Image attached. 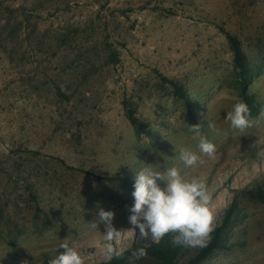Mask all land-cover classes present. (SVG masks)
<instances>
[{"label": "rangeland", "instance_id": "1", "mask_svg": "<svg viewBox=\"0 0 264 264\" xmlns=\"http://www.w3.org/2000/svg\"><path fill=\"white\" fill-rule=\"evenodd\" d=\"M237 98L244 131L225 120ZM196 124L217 154L189 169L179 151H198ZM261 151L264 0H0V264H48L62 243L104 264L100 208L125 264H162L132 255L153 243L128 220L146 164L204 179L220 246L199 264H264ZM204 248L183 246L177 264Z\"/></svg>", "mask_w": 264, "mask_h": 264}, {"label": "clouds", "instance_id": "2", "mask_svg": "<svg viewBox=\"0 0 264 264\" xmlns=\"http://www.w3.org/2000/svg\"><path fill=\"white\" fill-rule=\"evenodd\" d=\"M250 109L245 101L237 98L231 110L227 112L225 120L230 123L233 130L244 131L251 127ZM209 128L214 126L209 124ZM201 124L188 125L189 132L193 133V139L197 140L198 151L181 148L179 160L185 168H195L205 163V158L215 159L217 147L201 131ZM264 157V151L258 153ZM157 181L165 182L161 187ZM134 191L132 196L134 204L130 208L131 215L128 220L133 226L131 231L139 228L142 238L151 237V241L159 243L165 235L176 233L172 243L191 248H203L211 240V234L215 230L216 222L214 211L211 207V195L207 190L203 178L193 176L186 178L180 169L173 166L161 172L146 164L136 171L134 178ZM99 223L104 225L102 234L108 242L104 255L106 261L113 256H119L112 242L121 237L122 231L113 226L114 213L103 208L98 212ZM98 229L97 223L90 224ZM59 248L65 251L48 261V264H85L84 256L76 244L62 243ZM136 259L147 255L144 248H140L132 254ZM23 264H28L24 261Z\"/></svg>", "mask_w": 264, "mask_h": 264}, {"label": "trees", "instance_id": "3", "mask_svg": "<svg viewBox=\"0 0 264 264\" xmlns=\"http://www.w3.org/2000/svg\"><path fill=\"white\" fill-rule=\"evenodd\" d=\"M229 40L232 51L234 53L235 63L238 69L240 70V75L243 79L242 81L243 95L246 97L247 86L249 82L246 79L247 65H246L245 56L240 48L238 40L232 36H229ZM257 196L258 198L264 200L263 192H258ZM219 233H220V229H216L215 231L212 232L211 234L212 242L197 255V257L191 264L201 263L214 250H216L220 246ZM140 248H144L147 255H149L152 258H155L156 260L160 261L162 264H177V258L181 254L183 245H179V246L174 245L172 243V236H170V234H167L159 243L153 242L148 246L143 244L134 245L135 250H138ZM126 256H127V252H123L119 256L114 255L110 261H107L104 264H125Z\"/></svg>", "mask_w": 264, "mask_h": 264}]
</instances>
